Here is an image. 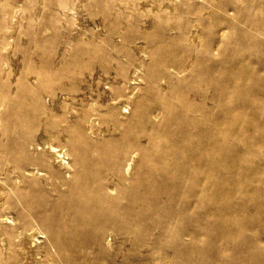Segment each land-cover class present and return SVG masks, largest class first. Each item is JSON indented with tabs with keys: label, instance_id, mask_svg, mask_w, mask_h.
I'll use <instances>...</instances> for the list:
<instances>
[{
	"label": "rangeland",
	"instance_id": "1",
	"mask_svg": "<svg viewBox=\"0 0 264 264\" xmlns=\"http://www.w3.org/2000/svg\"><path fill=\"white\" fill-rule=\"evenodd\" d=\"M0 264H264V0H0Z\"/></svg>",
	"mask_w": 264,
	"mask_h": 264
},
{
	"label": "bare ground",
	"instance_id": "2",
	"mask_svg": "<svg viewBox=\"0 0 264 264\" xmlns=\"http://www.w3.org/2000/svg\"><path fill=\"white\" fill-rule=\"evenodd\" d=\"M47 147H48V151L52 154V155H54V157L55 158H59V161H62V163H64V165L65 164H68V166H71V164H70V161H69V159H68V154H67V152H66V150H64L63 148H62V146H58V145H54V144H52V143H50V142H48L47 143ZM132 165V161H128L127 162V164H126V169H129L130 168V166ZM67 166V165H66ZM78 202V201H77ZM94 208V207H93ZM83 208H82V205H79V206H76V209H75V212H76V218H78V222L77 223H81V224H84L85 222H86V219H84V217H81V210H82ZM85 209H86V207H85ZM94 211H92L91 210V214H92V217L94 218V217H96V218H99V216L100 217H102V218H104L105 216L102 214L103 212H99V211H97V210H95V209H93ZM104 216V217H103ZM59 218V217H58ZM9 219V218H8ZM95 219V218H94ZM10 221V220H9ZM12 221V220H11ZM13 222V221H12ZM99 224V223H98ZM95 225V224H94ZM97 226V225H96ZM96 226H94L95 228L94 229H96ZM99 226H100V224H99ZM98 228V227H97ZM102 228V227H101ZM99 229V228H98ZM77 230V229H76ZM93 230V229H92ZM97 230V229H96ZM95 230V232H97ZM81 232H83L84 233V231H81ZM77 233V235H79V238H81V239H83L84 240V238H85V236H84V238L82 237V233ZM87 233V232H86ZM28 234H29V237L31 238V241H34L35 240V238L37 237V235H36V233H34L33 231L32 232H29L28 231ZM42 236H43V234H42ZM40 241V240H39ZM76 241V240H75ZM74 241V242H75ZM82 242H84V241H82Z\"/></svg>",
	"mask_w": 264,
	"mask_h": 264
}]
</instances>
